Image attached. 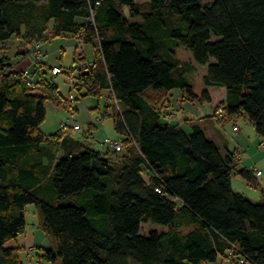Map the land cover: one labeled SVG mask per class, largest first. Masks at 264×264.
<instances>
[{
    "label": "trees",
    "instance_id": "trees-1",
    "mask_svg": "<svg viewBox=\"0 0 264 264\" xmlns=\"http://www.w3.org/2000/svg\"><path fill=\"white\" fill-rule=\"evenodd\" d=\"M53 36L93 46L72 91L108 93L119 150L40 130L46 100L76 111L41 61ZM13 38L18 55L40 57L33 85L0 57V264H24L6 243L26 233L27 205L51 240L39 256L49 264H264V195L253 203L232 186L233 173L258 186L257 171L203 126L181 125L171 96L210 102L177 58L183 48L206 68L205 88L226 90L201 120L241 116L264 149V0H0V43Z\"/></svg>",
    "mask_w": 264,
    "mask_h": 264
},
{
    "label": "rangeland",
    "instance_id": "rangeland-1",
    "mask_svg": "<svg viewBox=\"0 0 264 264\" xmlns=\"http://www.w3.org/2000/svg\"><path fill=\"white\" fill-rule=\"evenodd\" d=\"M50 27H52V23ZM47 34L51 36L52 33L50 30H48ZM71 40L72 38H67L65 36H53L40 46V50L45 56L41 61L43 64H45L44 70L46 72V76L52 84L58 87L59 94L65 99H69L70 92L73 90V84L77 82V77L79 75V72H71V70L75 68L82 69L84 67L82 63L76 59L77 54H83V57L88 62H92L95 57V52L92 45H80L79 40H77V46H72ZM23 48V44L21 45L17 43V39L13 38L6 45L0 47V56H6L10 58L14 66H16L18 61H23V56L18 55L20 52H23ZM29 53L25 57H29L33 60L35 67H33L34 69H32L31 72L34 73L37 71V60L34 58L38 55L33 51ZM176 55L183 67H186L190 70L192 69L193 72L191 73L192 76L190 77L191 82L193 83L195 92L201 95L205 89V86L202 82V77L205 74L206 68L197 66L193 61L192 55L183 48H177ZM15 57H18L17 60H15ZM55 67L60 68L62 72L60 74L54 75L51 69ZM37 79V76L33 78L34 81H37ZM212 92L213 93L210 94L211 92L209 91L208 95L214 96V100L217 101L221 99V89H216ZM83 93L84 91L82 94ZM180 93V91L175 90L171 95L172 103L175 109V115L178 116L177 121L184 125V120H191L188 126L184 125V127L188 130H191V125L194 123H198L204 127V124L202 123L203 119H199H201L203 115L212 114L213 110L210 104L206 101H196L194 103L181 102ZM72 94L75 98H77L73 104L76 108L75 112L72 111L73 106L71 109H66L64 106H56L50 100H46V119L40 126V130L47 138H50V136L58 132L63 134H71L74 137L82 138V135H84L85 132L91 128L90 124L93 123L94 116L96 117L97 115L98 121L96 120V128L93 130V134L96 139L93 140L90 138L89 143L94 145L97 144L98 146L95 147H98L101 151L106 150L107 147L102 144L104 139L109 138L110 135L111 137L114 135V131H112V116L108 118L105 117L107 99L105 97H101L99 99V109L92 110L91 106L98 102L95 97H82L76 91H72ZM64 104L67 105L68 103L65 101ZM69 110L75 113V120L77 121V124L82 127L81 130L72 131L69 128L67 130H63L61 128V124L66 123L67 119L69 118ZM108 113L110 114L111 112ZM212 122L215 127H210L212 129L217 127L225 136V138L232 143L229 144L228 149H230L232 152H236L238 159H240V165H246L249 167V169L254 171H261L262 175L257 176L259 185L256 187L254 185H247L246 182H244L235 173L232 175L233 189L245 195L253 203H259L262 200V196L264 195V149L260 146V142L262 141L259 139L253 126L241 116L237 117L234 121L225 122L224 127L215 120ZM234 126L239 128L238 132L233 130ZM236 134H242L248 139V143L245 147H239L236 143L232 142L231 137L233 138V136ZM93 141L95 142L93 143ZM25 215L27 223L26 233L16 240L7 242L6 248L16 249L15 251L18 259H20V261L24 264H49L44 261L43 258L39 257L42 256L45 249H50L52 244L51 240L40 228L36 207L34 205H27ZM151 229H157L159 231L163 230V228L160 226H150L148 224L142 225V232L144 234H147Z\"/></svg>",
    "mask_w": 264,
    "mask_h": 264
},
{
    "label": "crops",
    "instance_id": "crops-1",
    "mask_svg": "<svg viewBox=\"0 0 264 264\" xmlns=\"http://www.w3.org/2000/svg\"><path fill=\"white\" fill-rule=\"evenodd\" d=\"M78 22H80V23H82L83 21L82 20H79L78 19ZM51 28V27H50ZM65 37H67V38H72V40H71V44H72V46H77V40L74 38V37H72V36H65ZM8 42H10V40L9 41H6V42H3V43H0V47H2V46H4V45H6ZM17 43H19V44H23L20 40H18L17 39ZM23 47H24V45H23ZM23 52H24V48H23ZM84 56V55H83ZM1 57V56H0ZM17 58L18 57H15V60H17ZM23 59V61H21V62H19L18 61V63H17V65L16 66H14V68H15V70H17V71H23V70H30V71H32V69H34L33 67H35V64L33 63V60L31 59V58H29V57H23L22 58ZM93 62V61H92ZM92 62H88L86 59L83 61V63H82V65L83 66H85V65H90ZM205 74H206V70H205ZM204 74V75H205ZM203 75V76H204ZM216 89H221V92H222V96H221V99H219V100H214L215 99V97L214 96H212V95H210L209 97H210V102H209V104H210V106H211V108H212V110H213V112H212V114H206V115H203V117L204 116H212V115H215L216 113V108L218 107V105L220 104V103H225V101H226V90L224 89H222V88H212V87H210V88H205L204 90H207L208 91V93H209V91L211 92L210 94H212L213 92L212 91H214V90H216ZM103 97H105V98H108V93L107 92H105L104 94H103ZM98 100V102H96V103H94V105H92L91 106V109L92 110H98L99 109V99H97ZM216 101V102H215ZM107 111L108 112H111V110H107L106 109V114H105V117L106 118H108V117H110L111 116V114H112V112L109 114V113H107ZM203 117H201V118H203ZM237 117H239V116H234V117H232V118H230V119H228V121H227V119L225 118V119H221L222 118V115H220L219 116V114H218V116L217 117H215V118H211V119H207V120H204L202 123L204 124V128L206 129V133H207V135L210 137V138H212L213 140H215L218 144H220V145H223V146H225V144L227 143V146H229V144H232L229 140H227L226 138H225V136L222 134V132L216 127V128H214V129H212L210 126H214L212 123V121L213 120H215V121H217L221 126H223L224 127V123L225 122H229V121H234ZM112 118V125H113V129H112V131H114V135L111 137V135H110V137L109 138H105L104 139V141L105 140H107V139H109V140H113V141H120L121 139H122V137L120 136V135H118L116 132H115V130H114V119H113V117H111ZM176 118V120L178 119V116L177 117H175ZM96 120L98 121V116L96 115V117L94 116V119H93V123H91L90 125V129L89 130H87L86 132H85V134L84 135H82V138H78V137H74V136H72L71 134H65L66 136H68V137H71V138H73V139H76V140H79V141H81V142H83V143H85V144H87L89 147H91L92 149H94V150H97V151H100V152H102V153H104V152H106V151H108L109 149H110V146H107V145H105L107 148H106V150H104V151H101L98 147H95V146H98L97 144H90L89 143V139L90 138H92L93 140H95L96 138H95V136H94V134H93V130H94V128H96L95 127V122H96ZM184 120V119H183ZM199 120H201V119H199ZM179 122V121H178ZM181 123V122H180ZM181 125H183L182 123H181ZM184 125H186V126H188L189 125V123H186L185 122V124ZM215 127V126H214ZM238 128L237 126H234L233 127V130H234V128ZM81 129H82V127H81ZM80 129V130H81ZM235 132H238L239 131V128L237 129V131L236 130H234ZM231 140H232V142L233 143H236L237 144V146H239V147H245L246 145H247V143H248V139L244 136V135H242V134H236V135H234L233 136V138L231 137ZM95 141H93V143H94ZM225 143V144H224ZM103 144V143H102ZM100 145V144H99ZM104 145V144H103ZM233 145H235V144H233ZM46 146V145H45ZM59 155L61 156V153H59ZM245 167H247L246 165H245ZM247 168H249V167H247ZM257 171V170H256Z\"/></svg>",
    "mask_w": 264,
    "mask_h": 264
},
{
    "label": "built area",
    "instance_id": "built-area-1",
    "mask_svg": "<svg viewBox=\"0 0 264 264\" xmlns=\"http://www.w3.org/2000/svg\"><path fill=\"white\" fill-rule=\"evenodd\" d=\"M38 59L40 56H37ZM44 57V56H43ZM76 70V69H74ZM78 71V69H77ZM26 78L28 79V84L29 85H33L32 83L34 82L33 80V77H31L32 73L29 71V70H23ZM52 73L54 75H57V74H60L61 73V69L60 68H53L52 69ZM75 100V97L73 96V94H70L69 95V101L74 102ZM76 116H75V113H73L71 110L69 111V118L67 119L66 123H62L61 124V128L63 130H67L68 128L71 129L72 131H79L81 129V127L77 124V121L75 120ZM238 128H234V130H237ZM104 145H107V146H110L112 148H114L115 150H119L120 147H121V143L119 141H113V140H105L103 142ZM257 176H260L262 175L261 171L257 170L256 172ZM229 260L231 261L232 258H229ZM241 264H244V260L242 258L239 257V260H238Z\"/></svg>",
    "mask_w": 264,
    "mask_h": 264
}]
</instances>
